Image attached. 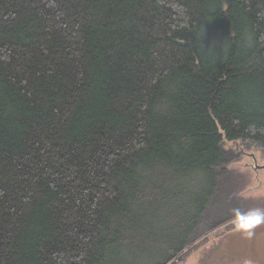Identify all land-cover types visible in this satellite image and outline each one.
Returning <instances> with one entry per match:
<instances>
[{
	"label": "trees",
	"instance_id": "obj_1",
	"mask_svg": "<svg viewBox=\"0 0 264 264\" xmlns=\"http://www.w3.org/2000/svg\"><path fill=\"white\" fill-rule=\"evenodd\" d=\"M237 140L264 147V0H0V264H185Z\"/></svg>",
	"mask_w": 264,
	"mask_h": 264
},
{
	"label": "rangeland",
	"instance_id": "obj_2",
	"mask_svg": "<svg viewBox=\"0 0 264 264\" xmlns=\"http://www.w3.org/2000/svg\"><path fill=\"white\" fill-rule=\"evenodd\" d=\"M224 146L230 150L231 159H228L221 173L230 175L227 183L228 199L231 201L235 193L238 201L235 198L236 204L227 205L222 199L219 210H209L206 213L191 245L184 252L187 255L185 264H207V260L211 261L212 258V261L218 263V258L212 254V248L219 238L250 213L263 210L258 216L264 215V147L248 140L225 142ZM165 219L159 214L158 218L151 221L152 227L161 230ZM158 258V255L152 256L145 249H140L137 255L127 258L124 264H152Z\"/></svg>",
	"mask_w": 264,
	"mask_h": 264
},
{
	"label": "water",
	"instance_id": "obj_3",
	"mask_svg": "<svg viewBox=\"0 0 264 264\" xmlns=\"http://www.w3.org/2000/svg\"><path fill=\"white\" fill-rule=\"evenodd\" d=\"M217 242L213 256L220 261L218 264H264V215L258 223L250 220L227 232Z\"/></svg>",
	"mask_w": 264,
	"mask_h": 264
},
{
	"label": "flooded vegetation",
	"instance_id": "obj_4",
	"mask_svg": "<svg viewBox=\"0 0 264 264\" xmlns=\"http://www.w3.org/2000/svg\"><path fill=\"white\" fill-rule=\"evenodd\" d=\"M218 244V242L216 243V245ZM216 245H215V247H216ZM215 247H213L212 248V254L214 255V252H215V254H216V251H215ZM206 260H207V258L205 259V262H206ZM213 260V258L211 259V261H210V259H208L207 261V264H218L217 262H214V261H212ZM220 262V261H219Z\"/></svg>",
	"mask_w": 264,
	"mask_h": 264
},
{
	"label": "snow or ice",
	"instance_id": "obj_5",
	"mask_svg": "<svg viewBox=\"0 0 264 264\" xmlns=\"http://www.w3.org/2000/svg\"><path fill=\"white\" fill-rule=\"evenodd\" d=\"M250 219H252V220H253V222H256V223H258V222H259V220H260V217H250Z\"/></svg>",
	"mask_w": 264,
	"mask_h": 264
}]
</instances>
